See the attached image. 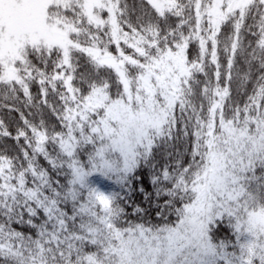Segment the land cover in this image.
Here are the masks:
<instances>
[{
	"label": "snow or ice",
	"instance_id": "snow-or-ice-1",
	"mask_svg": "<svg viewBox=\"0 0 264 264\" xmlns=\"http://www.w3.org/2000/svg\"><path fill=\"white\" fill-rule=\"evenodd\" d=\"M0 264H264V0H0Z\"/></svg>",
	"mask_w": 264,
	"mask_h": 264
}]
</instances>
